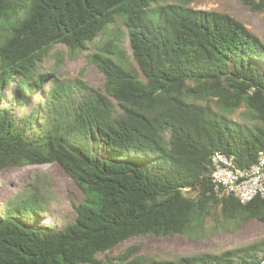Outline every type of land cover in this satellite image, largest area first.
<instances>
[{"label": "trees", "instance_id": "1", "mask_svg": "<svg viewBox=\"0 0 264 264\" xmlns=\"http://www.w3.org/2000/svg\"><path fill=\"white\" fill-rule=\"evenodd\" d=\"M192 1L0 0V174L57 164L84 194L61 224L39 223L47 207L39 190L9 201L0 264H264V237L175 261L137 255L135 245L108 255L139 236L204 237L209 218L212 233L219 219L264 223V198L214 195L210 159L222 152L244 167L264 149V42ZM239 1L264 12V0ZM119 18L126 33L112 29ZM106 34L93 56L102 87L40 71L58 45L81 53ZM212 101L226 115L245 106L260 125L244 129Z\"/></svg>", "mask_w": 264, "mask_h": 264}, {"label": "rangeland", "instance_id": "2", "mask_svg": "<svg viewBox=\"0 0 264 264\" xmlns=\"http://www.w3.org/2000/svg\"><path fill=\"white\" fill-rule=\"evenodd\" d=\"M200 11H215L226 13L242 22L251 33L264 42V12L254 13L239 0H194L189 5ZM114 32L126 33L122 18L112 27ZM109 33V32H108ZM109 34L98 37L88 49L81 53L72 54L64 45H58L41 64L42 73H54L56 78L72 86L84 83L90 87L100 88L104 85L105 76L93 61V56L101 53L100 48L108 38ZM122 48L131 54L127 36ZM46 90L49 86L45 87ZM74 96L79 97V92L74 91ZM40 98L35 96L33 101ZM213 110L221 111L213 101L210 102ZM15 109L20 115L25 112ZM229 120L243 126L244 129H252L260 125L254 118L252 112L245 106L239 108L231 115H226ZM31 190H39L45 198L47 207L40 224L71 222L76 216L74 205L77 206L84 200L83 191L71 180L57 164L48 165H18L4 169L0 174V209L13 201L19 193H28ZM218 218V209L215 211ZM219 219V218H218ZM221 226L214 233L210 232L214 224L213 218L208 219V234L204 237L191 239L183 235H172L162 238L151 236H139L132 238L114 250L108 252L114 257L130 246H138L137 255L157 258L165 261H175L182 257L210 253L219 255L224 251L235 249L253 243L264 237V223L255 219L242 220L225 223L219 219ZM34 223V221H32ZM103 258V256H101Z\"/></svg>", "mask_w": 264, "mask_h": 264}, {"label": "built area", "instance_id": "3", "mask_svg": "<svg viewBox=\"0 0 264 264\" xmlns=\"http://www.w3.org/2000/svg\"><path fill=\"white\" fill-rule=\"evenodd\" d=\"M212 184L218 199L233 197L241 204L257 197L264 198V149L257 154L254 163L239 167L234 157L222 152L211 155Z\"/></svg>", "mask_w": 264, "mask_h": 264}]
</instances>
